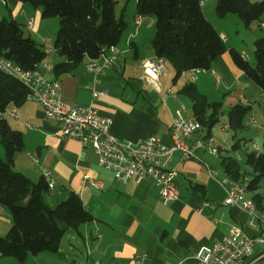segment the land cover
Masks as SVG:
<instances>
[{
  "label": "crops",
  "instance_id": "crops-1",
  "mask_svg": "<svg viewBox=\"0 0 264 264\" xmlns=\"http://www.w3.org/2000/svg\"><path fill=\"white\" fill-rule=\"evenodd\" d=\"M136 1L116 0L115 13L118 17L125 14L128 27L116 45L119 50L117 60L102 73L87 71L86 63L91 59L86 58L59 75L53 68L44 70L43 74L48 80L62 81V98L66 103L92 105L99 114L111 118L110 131L120 140L135 142L155 135L171 146L174 118L194 116L193 101L182 92L191 82L193 72H183L176 78L175 68L167 63L168 70L160 78L159 89L147 82L142 65L156 56L152 47L156 19L141 16L140 22L135 24L139 17ZM216 4L217 0H202L205 16L228 47L255 62L252 59L253 44L249 53L243 44L249 40L252 43L257 35L252 32L249 38L244 32L248 28L236 14L218 16ZM2 18L16 19L39 44L53 49L40 67L65 61V57L55 50L60 25L57 17L43 18L41 9L18 0H0ZM31 18L33 25L30 28ZM261 27L264 28V23ZM211 70L220 76L219 83L212 71H205L196 74L194 84L208 102L222 104L219 121L210 131L219 155L211 153L206 146L195 148V159H183L175 152L169 167L178 172L176 182L180 197L168 203L163 202L157 185L150 179L118 181L112 171L99 166L91 145L84 147L79 140L61 135L56 122L46 116L36 101L26 99L19 105L9 104L6 111L0 113V119H7L24 137L23 150L14 157V168L33 182L41 180L44 170H51L57 184L44 194L45 201L54 207L69 192H75L93 215V220L78 229L67 230L56 251L29 254L23 262L0 252V264H134L138 256L142 257L143 264H197V250L202 245L213 244L233 225L241 226L252 237L264 232L263 184L257 191L261 200H254L260 216L253 227L249 224L251 215L248 211L224 203L227 191L218 181L227 175L224 156L245 159L242 152L232 150L235 139L228 124L231 106L237 103L251 106L246 129L238 137L244 138L243 143L250 149L256 144L259 152H264V91L234 63L229 51L214 61ZM92 84L100 93L97 97L93 96ZM170 89L173 93H169ZM14 110L18 117L11 115ZM206 135V128L201 127L190 141L207 144ZM0 157L6 159L1 138ZM209 167L215 171V177L210 174ZM254 194L247 192L251 198ZM0 210V236H5L12 225V217L5 207L0 205ZM262 249L260 244H255L252 256L247 257L244 264H249ZM253 264H264V260Z\"/></svg>",
  "mask_w": 264,
  "mask_h": 264
},
{
  "label": "trees",
  "instance_id": "trees-1",
  "mask_svg": "<svg viewBox=\"0 0 264 264\" xmlns=\"http://www.w3.org/2000/svg\"><path fill=\"white\" fill-rule=\"evenodd\" d=\"M18 1L41 9L43 18L58 17L55 50L65 61L53 65L56 75L71 70L86 58H98L103 49L120 42L128 27L125 14L118 17L115 13L116 0ZM216 13L220 17L236 14L247 28L254 22L261 26L264 0H217ZM136 14L155 17L152 47L156 56L165 58L175 68L176 78L196 68L212 69L214 61L229 51L234 63L264 91V36L254 41L255 62H251L237 49L228 47L205 16L202 0H138ZM48 55L43 45L26 35L16 19H0V57L33 70ZM7 73L0 68V113L11 103L19 105L26 101L30 91L21 79ZM182 92L192 99L194 117L206 128L209 137L219 121L222 104L208 102L194 82L185 85ZM250 111L251 106L243 103L230 107L228 124L235 139L232 150L242 152L245 159L226 155L223 162L231 178H249L248 191L254 192V200L259 201L262 197L257 191L264 179V152L250 149L243 143L244 138L238 137L246 129ZM0 138L6 153V159L0 157V205L12 217L8 233L0 236V252L23 262L29 254L56 251L67 230L91 222L93 215L75 192H69L56 206H50L44 199L50 190L46 179L33 182L14 168V157L23 150L24 137L5 118L0 119Z\"/></svg>",
  "mask_w": 264,
  "mask_h": 264
},
{
  "label": "built area",
  "instance_id": "built-area-1",
  "mask_svg": "<svg viewBox=\"0 0 264 264\" xmlns=\"http://www.w3.org/2000/svg\"><path fill=\"white\" fill-rule=\"evenodd\" d=\"M141 16L135 19L139 23ZM33 19L29 20L28 27H32ZM105 51L104 63H89L87 71L100 74L106 67L113 64L118 56L119 50L103 49ZM107 51L110 53L107 54ZM13 74L17 70L11 64L3 63ZM49 64L47 68L51 69ZM143 72L147 82L155 89L160 88V78L167 70V61L163 58H151L143 62ZM212 71L219 83L220 76L214 70L202 68L193 69L194 82L199 72ZM25 79V84L30 91L27 99L39 103L46 116L56 122L61 135L79 140L82 146L91 145L97 155L98 164L102 168L113 172L114 177L121 182L134 180L141 182L145 179L152 180L159 189V194L164 203L176 200L180 197L177 188L176 177L178 172L175 168L169 167V162L175 152H179L183 159H195V148L202 147V141L191 143L190 137L197 132V123L190 118L179 116L174 118L171 126L172 145L167 146L155 135L141 138L135 142L120 140L111 133L112 119L102 116L92 105L81 106L66 103L62 98V81L57 83H45L40 81V76L35 75V69L31 75H17ZM93 96L100 93L95 84H92ZM169 93H173L170 89ZM182 109L186 108L182 105ZM11 115L18 117L17 110ZM211 145L215 144L214 136H209ZM255 149L259 147L255 144ZM210 174L216 176L215 171L209 167ZM43 177L46 179L50 189H53L57 181L51 170H44ZM219 183L226 189L227 197L225 204L237 206L250 213L249 224L256 226L259 213L247 205L246 199H241V188L232 187L230 180L222 178ZM92 184L99 185V182L90 180ZM249 182V179H248ZM2 211V210H0ZM255 244H260L263 249L249 264L264 260V232L252 237L239 225H233L229 232L216 240L213 244L202 245L195 253L197 264H244L247 257L252 256ZM142 257L134 259V264H143Z\"/></svg>",
  "mask_w": 264,
  "mask_h": 264
},
{
  "label": "bare ground",
  "instance_id": "bare-ground-1",
  "mask_svg": "<svg viewBox=\"0 0 264 264\" xmlns=\"http://www.w3.org/2000/svg\"><path fill=\"white\" fill-rule=\"evenodd\" d=\"M109 48V47H108ZM108 48H105V49H108ZM110 48L112 50H118L117 46L113 45V46H110ZM53 49L51 48H45V51L48 53H51ZM152 58H163V57H158V56H154ZM151 59V58H150ZM165 59V58H163ZM104 63L105 62V51H102L99 55L98 58L96 59H91L88 63H86V67L89 63ZM3 63L5 64H11L15 70H17V74H13L12 71L8 68H5L3 67ZM0 68L3 70H5L6 72L18 77L17 75H31V70H26V69H23L20 65L14 63L12 60L10 59H6V58H3V57H0ZM47 66H49V63L48 64H45L43 65L42 67H39L37 69H35V75H38L40 76V81H44L45 83H57L60 81V79H55L52 80V79H47L45 78L44 74H43V71L44 70H49V68H47ZM53 68V67H52ZM51 68V69H52ZM34 70V69H33ZM193 72V70H191ZM7 73V74H8ZM19 79H21L24 83H25V79L21 78V77H18ZM193 78V74L191 75L190 79ZM190 120L194 123H197V131L200 129L201 127V124L200 122L193 116L190 118ZM202 146H206V148L213 154H218V147L215 145V144H212L211 145V139H208V142L207 144L203 143L202 142ZM255 149V144H254V147ZM228 180L231 181L232 183V187H235V188H241V199H246V203L248 206H250V208L254 211L257 212V209H256V203L254 201L253 198L251 197H248L247 196V192H248V185H249V182H248V177H244L242 178L241 180H236V179H233L231 178V176H228L226 175V177H224Z\"/></svg>",
  "mask_w": 264,
  "mask_h": 264
},
{
  "label": "rangeland",
  "instance_id": "rangeland-1",
  "mask_svg": "<svg viewBox=\"0 0 264 264\" xmlns=\"http://www.w3.org/2000/svg\"><path fill=\"white\" fill-rule=\"evenodd\" d=\"M137 1H138V0H137ZM137 1H136V8H137ZM236 16H237V15H236ZM57 18H58V17H57ZM9 19H10V18H9ZM263 20H264V15H263ZM243 24H244V23H243ZM244 26H245V24H244ZM244 32H245L246 35L249 36V38H250L252 32L255 33V34L257 35L258 38L264 36V28L261 27L257 22H254V23L251 25V28H248L247 30L244 29ZM28 33H29V31L26 29V35H28ZM257 37H256V39H257ZM256 39H254V40L252 41V43H250V40H249V41H246V42L243 44V45H244L243 47H244L246 53L251 52V51H250V45L253 44V46H254V41H255ZM252 51H253V50H252ZM252 59H254V53H253V57H252ZM254 60H255V59H254ZM168 66H170V64H168ZM210 136H213V135H210ZM253 147H254V146H253ZM254 150L259 151V149H254ZM214 155H219V152H218V154H214ZM242 165H243V164H242ZM245 167H246V166H245ZM262 184H263L262 189H264V179H263V181H262ZM60 225H62L61 222H60Z\"/></svg>",
  "mask_w": 264,
  "mask_h": 264
}]
</instances>
